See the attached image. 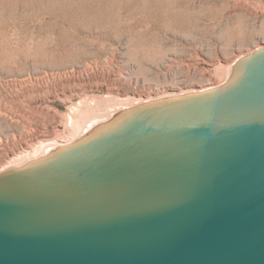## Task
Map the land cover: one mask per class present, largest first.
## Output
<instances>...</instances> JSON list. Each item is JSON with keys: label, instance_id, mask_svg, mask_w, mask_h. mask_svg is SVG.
Listing matches in <instances>:
<instances>
[{"label": "water", "instance_id": "95a60500", "mask_svg": "<svg viewBox=\"0 0 264 264\" xmlns=\"http://www.w3.org/2000/svg\"><path fill=\"white\" fill-rule=\"evenodd\" d=\"M0 264H264V45L0 169Z\"/></svg>", "mask_w": 264, "mask_h": 264}, {"label": "rangeland", "instance_id": "374dc122", "mask_svg": "<svg viewBox=\"0 0 264 264\" xmlns=\"http://www.w3.org/2000/svg\"><path fill=\"white\" fill-rule=\"evenodd\" d=\"M261 45L264 0H0V169L84 103L217 85Z\"/></svg>", "mask_w": 264, "mask_h": 264}, {"label": "bare ground", "instance_id": "6f19581e", "mask_svg": "<svg viewBox=\"0 0 264 264\" xmlns=\"http://www.w3.org/2000/svg\"><path fill=\"white\" fill-rule=\"evenodd\" d=\"M228 71H229V66L225 65L221 67L220 72L222 74L223 79L226 78ZM186 91H189V90H186ZM181 92H185V91H181ZM168 94H173V93H165L162 96L168 95ZM157 97H160V96L155 95V97L153 98H157ZM148 99H152V98H148ZM130 103H137V101H135L134 99H130L127 101L105 99V100H97L94 104L84 103L80 107H76L75 109H73L74 115L73 117L71 116L69 118V123H68L69 127H71V129L73 130L69 132V134L71 135V138L73 139V137L78 136L91 123L99 119H102L104 117H107L113 111L119 108L126 107L130 105ZM54 145H56L55 142L41 143L32 152L23 154L9 161L8 165H18L27 159L40 155L47 148L54 146Z\"/></svg>", "mask_w": 264, "mask_h": 264}]
</instances>
